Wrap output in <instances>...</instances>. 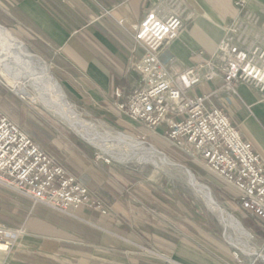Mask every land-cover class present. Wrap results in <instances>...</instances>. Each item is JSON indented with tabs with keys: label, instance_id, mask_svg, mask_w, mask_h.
<instances>
[{
	"label": "crops",
	"instance_id": "obj_1",
	"mask_svg": "<svg viewBox=\"0 0 264 264\" xmlns=\"http://www.w3.org/2000/svg\"><path fill=\"white\" fill-rule=\"evenodd\" d=\"M179 1L190 19L158 57L171 75L198 67L213 56L224 38V26L240 10L239 0ZM159 2L0 0V20L15 23L23 36L32 38L88 106L114 113L118 121L129 124L115 108L113 91L127 94L138 82L133 62L142 50L135 46L131 29ZM242 11L258 18V29L264 32V0H246ZM188 96H208L205 105L223 111L264 164V100L260 94L244 84H237L235 93L229 94L215 79L203 81ZM0 112L10 117L11 112L1 104ZM158 130L150 136L160 142ZM38 144L95 193L110 213L104 216L87 206L71 214L60 213L0 186V225L20 232L5 243L7 250L0 251V264H165L159 258L162 255L175 264H229L198 249V240L189 231L194 223L189 220L191 211L182 198L137 182L120 186L109 178L110 171L99 170L74 151L72 143L59 137ZM181 216L185 217L180 221ZM260 230L264 233V224Z\"/></svg>",
	"mask_w": 264,
	"mask_h": 264
},
{
	"label": "built area",
	"instance_id": "obj_2",
	"mask_svg": "<svg viewBox=\"0 0 264 264\" xmlns=\"http://www.w3.org/2000/svg\"><path fill=\"white\" fill-rule=\"evenodd\" d=\"M245 3L236 2L238 17L224 26L216 53L175 75L158 57L182 33L191 14L179 0H160L150 7L131 29L135 46L142 50L133 62L139 80L127 94L114 90L113 97L115 108L129 122L148 132L163 128L162 139L232 188L237 193L232 200L240 210L264 224V164L259 155L223 111L205 105L208 96H188L203 81L218 79L226 93L244 84L264 100V32L258 29V18L242 11ZM123 23L118 22L121 27ZM0 185L60 213L87 206L107 214L99 198L2 112ZM14 235L0 228V244Z\"/></svg>",
	"mask_w": 264,
	"mask_h": 264
},
{
	"label": "rangeland",
	"instance_id": "obj_3",
	"mask_svg": "<svg viewBox=\"0 0 264 264\" xmlns=\"http://www.w3.org/2000/svg\"><path fill=\"white\" fill-rule=\"evenodd\" d=\"M0 25L7 28L12 36L20 39L29 52H31L34 56L39 57L43 62V65L45 64L47 67H49V75L52 81H54L55 84L57 82L58 85H56L61 89V91H63L67 102L74 106L75 110L81 114L83 119L89 122L92 121L97 123L103 129H109L118 133L119 135L121 134L124 137L131 139L132 141H139L140 143L142 142L144 145H149V147L151 145L156 151L162 153L169 159L171 166H154L152 164H124L107 155H102L94 146L80 139L65 126L59 124L47 112V110H44V108H42L39 104L29 102L25 99H22L18 94H14L12 90L0 79L1 107H4L7 111L11 112V118H9L15 124L20 126L28 134V136L35 141V143H46L52 137H59L60 139H64L69 144L72 143L74 146L73 150L78 151V153L81 155L86 156V158L92 161L94 166L99 170L103 172L110 171L112 175L109 174V178L120 186L128 183L134 184L137 182L146 186H153L159 189L162 193L170 192L171 195H176L180 199L182 198L186 202L188 209L191 211L192 216L189 215V220L192 218L194 223L193 226L190 225L189 231L197 238L198 245L201 246H198L200 251H207L220 260H223V262H228L229 264H264V260L262 258L249 257L243 252L236 250L232 246L229 239L225 237L223 227L220 225V223H218V220L214 215L215 213L213 214L203 205L201 200L198 199L199 197L194 194V191L189 186L187 180L189 176L187 175L186 171L181 168L179 169V167L175 165L184 166L190 172L193 179L198 182V184L208 189L212 194L216 204L226 211L229 217H231L234 222L240 225V228L242 227L245 232L249 233L251 237L250 243L254 246L255 251L264 254V240L261 239L255 231L258 228L261 229L262 224L244 214L238 207L237 203L233 202L232 198L236 197L237 193H235L232 188L224 184L212 173L208 172L198 161H193L183 152L171 146L165 139H161L160 142H158L156 138L151 137L150 134L156 133L157 130L154 132H148L141 126L132 124L126 119L122 112L121 113L126 119V122H129V124L124 123L125 120L118 121L119 118L115 116L114 113H101L92 109L87 103H85L73 93L65 80V78H67L65 73L54 66V64L47 57H45L42 52L39 51L36 42L33 41L32 38L23 36L22 32L15 27V23H5L0 20ZM36 57L32 58L30 63H27L23 60L24 67H26L27 71L32 72L35 76L38 75L39 77H36L39 78L38 80L40 81V84L46 87L45 79L43 80L41 78L42 76L39 75L42 73L43 66L38 61H36ZM158 129L160 133L159 136H161L163 130L161 128ZM38 146L40 147L39 144ZM108 147L115 154L128 152V149L121 145L117 146L110 143L108 144ZM60 165L66 169L63 164ZM75 178L79 180L78 177L75 176ZM91 194L99 198L95 193L92 192ZM106 209L107 214L104 216H107L110 213L109 208L106 207ZM71 212L67 214H71ZM182 217L185 216H181L180 221L183 219ZM0 228L15 232L13 237L19 235L20 233L19 231H15L6 227L4 228L1 225ZM227 232V234L234 237V234L231 231ZM199 234L205 236L207 240L202 238V236L199 237ZM10 238H6L4 240V244H0V251L7 250L8 247L5 243H7ZM2 247H4V249H2ZM159 258L165 264H169V262L175 264V261H173L169 256L167 257L162 255L159 256Z\"/></svg>",
	"mask_w": 264,
	"mask_h": 264
},
{
	"label": "bare ground",
	"instance_id": "obj_4",
	"mask_svg": "<svg viewBox=\"0 0 264 264\" xmlns=\"http://www.w3.org/2000/svg\"><path fill=\"white\" fill-rule=\"evenodd\" d=\"M34 55L29 52L20 39L10 34L9 30L0 25V79L15 94L22 99L39 104L61 125L65 126L74 135L94 146L102 155L109 156L124 164H152L154 166H171L169 159L149 145H144L139 141H132L123 135H119L109 129H103L97 123L86 121L81 117L73 105L65 99V95L60 88L52 81L49 70L45 64L36 57L43 66L41 75L45 79L46 87L40 84L38 75L27 71L24 61L30 63ZM24 60V61H23ZM39 64V65H40ZM123 146L128 152L115 154L108 147V144ZM177 166V165H175ZM179 167V166H177ZM183 169L181 166L179 169ZM184 170V169H183ZM185 171V170H184ZM187 173V172H186ZM189 176V174L187 173ZM190 178V179H189ZM187 179L189 186L203 203L212 212L218 223L223 227L225 237L229 239L232 246L249 257H260L264 260V254L255 251L251 245V237L240 225L234 222L228 213L216 204L212 194L190 176ZM190 180V181H189ZM231 231L234 237L227 234ZM253 259V258H252Z\"/></svg>",
	"mask_w": 264,
	"mask_h": 264
},
{
	"label": "water",
	"instance_id": "obj_5",
	"mask_svg": "<svg viewBox=\"0 0 264 264\" xmlns=\"http://www.w3.org/2000/svg\"><path fill=\"white\" fill-rule=\"evenodd\" d=\"M142 143V142H141ZM142 144H144V143H142ZM150 147L151 148H153L151 145H150ZM160 153V152H159ZM160 154H162V153H160ZM163 155V154H162ZM163 156H165V155H163ZM177 166H181L188 174H189V176L193 179V177H192V175L190 174V172L184 167V166H182V165H177Z\"/></svg>",
	"mask_w": 264,
	"mask_h": 264
},
{
	"label": "trees",
	"instance_id": "obj_6",
	"mask_svg": "<svg viewBox=\"0 0 264 264\" xmlns=\"http://www.w3.org/2000/svg\"><path fill=\"white\" fill-rule=\"evenodd\" d=\"M257 234L261 235V236H264V233L261 232V230L258 228L255 230Z\"/></svg>",
	"mask_w": 264,
	"mask_h": 264
}]
</instances>
